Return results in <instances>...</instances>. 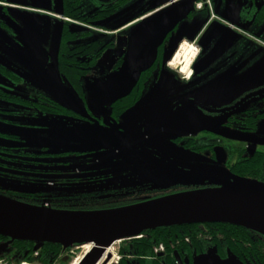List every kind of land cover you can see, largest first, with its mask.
I'll return each mask as SVG.
<instances>
[{
  "label": "flooded vegetation",
  "instance_id": "1",
  "mask_svg": "<svg viewBox=\"0 0 264 264\" xmlns=\"http://www.w3.org/2000/svg\"><path fill=\"white\" fill-rule=\"evenodd\" d=\"M42 1L31 0V4L38 6L35 8L28 5L29 0H0V130L6 134L18 132L19 127L26 126L15 116H22L24 111L29 110L43 113L46 105L45 95L24 97L10 85V81L19 83L23 80L18 69L22 66V53L26 52L25 31L11 10L29 8L38 11ZM131 1L128 0L116 11L142 2ZM111 5L109 0L102 3V6ZM141 13L127 16L114 29L100 28L95 24L98 19H91L94 22L85 23L86 28L102 35L73 38L70 49L65 46L59 48V40L56 68L68 73V68L75 66L76 71L85 72L78 80L82 87V78L100 62L106 63L113 73L119 72L131 47L129 37L121 33L141 24L148 11ZM95 36L99 37V57L92 64V49L75 47L79 44L91 47L94 44L91 39ZM185 43L195 45L192 46L196 55L187 69L180 62L173 67L177 53ZM111 49L113 54L105 60L104 56ZM75 58L80 63H76ZM65 78L70 84L73 82ZM66 116L85 126L93 125L101 133H109L116 146H120L119 140H123L125 149L132 152L131 156L156 159L166 166L163 171H160V166L152 167L150 170L156 171L157 175L165 176L148 180L153 177L152 174L126 172L140 168L141 164L126 161L128 154L125 153H122L124 160L95 163L87 159L79 166L69 157L71 154L89 157L112 150L113 145L83 148L86 151L68 148L67 151H58L62 154L52 158L55 152L48 151L46 145H41L42 149L37 151L35 146L24 144L20 135L16 139L9 137V142L23 146L18 150L29 153L25 157L35 154L38 158L34 159L47 167L45 170H56L44 179L49 184L68 185L55 187L57 193L65 188L83 195L80 197L82 202L70 203V206L81 209L114 208L218 185L199 170L230 180L245 178L259 181L255 175L251 176L248 160L254 152L264 153V0H193L185 14L167 31L157 47L155 60L138 75L130 92L110 98L102 105L95 103L83 114L71 108ZM162 137H166L167 141ZM248 137L255 138L252 146L247 142L250 140ZM135 140H140L146 150L159 152L171 161L145 152ZM168 141H172L171 145H164ZM147 235L144 234L145 237ZM127 245L129 248L123 250V246ZM171 247L174 254L164 244L159 252H156L155 245V254L142 255L136 252L129 240L119 247L122 257L117 264H175L174 257L176 264H193L195 256L207 250L199 248L185 254L177 252V245L172 244ZM71 257L68 254L59 257L54 264H69ZM111 257L107 264H110Z\"/></svg>",
  "mask_w": 264,
  "mask_h": 264
},
{
  "label": "water",
  "instance_id": "2",
  "mask_svg": "<svg viewBox=\"0 0 264 264\" xmlns=\"http://www.w3.org/2000/svg\"><path fill=\"white\" fill-rule=\"evenodd\" d=\"M158 0L142 20L141 29L129 53L111 78L107 97L130 92L138 75L153 63L157 47L167 31L179 20L193 0ZM62 12V2H60ZM140 140H135V143ZM154 153L169 160L159 152ZM171 161V160H169ZM199 172L218 185L145 199L132 204L103 209L57 208L34 204L0 194V235L37 243L93 244L80 264H95L115 242L132 239L147 230L192 224L226 223L244 227L264 236V182L236 178L230 180L205 170ZM111 254L101 264H107ZM193 264H254L216 252L195 256Z\"/></svg>",
  "mask_w": 264,
  "mask_h": 264
},
{
  "label": "rangeland",
  "instance_id": "3",
  "mask_svg": "<svg viewBox=\"0 0 264 264\" xmlns=\"http://www.w3.org/2000/svg\"><path fill=\"white\" fill-rule=\"evenodd\" d=\"M30 1L31 0L28 2L30 7H38L31 4ZM135 1L137 0H133L131 3ZM157 1L158 0H142L140 4L132 8L129 7V5H126L113 13L111 16L101 20H96L95 24L100 28L102 27L103 29H114L119 24L124 22L127 16L136 14L138 12H142L141 14H143L145 11L146 13L148 11V13L143 16V18H146L152 12V10L149 8L155 5ZM93 8V2L89 0L85 1V12L91 13ZM41 9L44 11H41ZM11 12L13 13V16L15 15L17 17L20 25L25 31L24 34L26 36V42H24V48L26 49V52L22 53V66L18 69V72L23 77V80L19 83L10 81V85L16 90V92L20 93L24 97H36L41 94L47 95L76 110L77 112H80L81 114H83L89 107H92L95 103L102 105L104 102H108L110 100V98L104 93L107 92L112 75L114 73L106 63L102 64L100 62V64L96 66L90 74L82 78L84 87L81 92L75 90L70 82L60 74V70L56 68V54L62 29L69 30L73 27V23L65 22V18L63 15L61 16L59 0H43L40 10L38 11L25 8L11 10ZM50 13L59 14L60 16L57 17ZM73 22H75V24L80 27L79 28L76 26V28H78L77 30L79 31H82L81 28H86L85 23L83 22ZM140 29L141 24L139 23L131 26L121 33V35H126L129 37V46H131V43L137 37ZM184 45L185 44H183L181 47L182 51H180V57H178V59L175 61L176 63H173V67L179 63V61V64L184 66L188 59H194L196 51L194 53L193 48L191 51L187 48L188 50L186 51L183 49ZM193 46L195 47V45ZM113 52V49L107 51V54L104 56L105 60H107L108 57L113 54ZM12 62L17 61L13 60ZM14 118L26 126L19 127L18 132L11 131V133L20 135L21 139L25 142L24 144L35 146L34 148L37 151L42 149L41 145L48 146V151L51 152H58L62 150L67 151L66 149L68 148L74 149V151H83V148L92 147L95 145L114 146L112 150H104L89 157H85L84 155H69L71 162H76V166L81 165L87 159H90L91 162L95 163L102 161L109 162L122 159L124 160L125 157L122 156V153H125L128 154L126 161L132 160L135 164H141L140 168L126 172L138 171L142 174H152L153 177L147 178L148 180H153V178H162L165 176L164 174L157 175L156 171L150 170L152 167L158 168L160 166V171H163L164 167H166L164 164L160 163L156 159H147L142 158L141 156L138 157L136 155L131 156L132 152L125 149V142L123 140H119L120 146H116L109 133H101L93 125L88 127L84 124L69 119L66 115L44 114L39 110L36 112L35 110H29L28 112L24 111L22 116H15ZM70 122H73V124H70ZM39 124L44 125V127H37ZM162 139L167 141L166 137H162ZM248 139H250L247 141L248 144L252 146L254 144L255 138L248 137ZM258 139H260V136H258ZM8 141L11 140H5L4 138L0 137V143L8 144ZM171 143L172 141H168L164 145L168 146L171 145ZM19 144L23 143L19 142ZM99 147L100 146L96 148ZM62 158L69 159L67 157ZM154 163L156 164L150 166ZM61 166L63 165L61 164ZM253 167L250 168L251 176L258 174L256 170L258 167H256V169H253ZM50 186L53 190H56L55 187L57 186L68 187L66 184L55 185L54 183H50ZM63 190H66V192H63ZM72 193H75V191H67V189L64 188L60 193H55V196L57 197L54 198L51 196L50 200L67 201L66 196ZM48 202L50 201H45V203ZM200 229H202V232L198 233V237L203 238V240L207 241V244L210 245L207 246V250L205 249L206 252L218 253L219 250L215 245L212 244L213 235L210 232L208 233V230L204 226H201ZM186 237L190 238V242H192V238L189 235H186L184 238ZM129 240L130 239H124L118 241L112 246V257L110 263L112 262V264H116L119 262L122 257V253L118 251L119 247ZM85 245L86 243L73 244L72 246H69L68 249H65L64 252L61 251L59 257H65L67 254L72 255L69 264H73L75 260L82 257L85 258V256L88 254L86 247H84ZM161 246L164 247V243L156 245V252L162 250L160 249ZM3 249L6 250L4 253H1ZM0 253V260L2 264H20L23 261H30L20 255L18 250H14V247L11 246L7 247L2 244V246H0ZM153 254H155V252ZM36 259L38 261H33L35 264H42L39 262V258Z\"/></svg>",
  "mask_w": 264,
  "mask_h": 264
},
{
  "label": "trees",
  "instance_id": "4",
  "mask_svg": "<svg viewBox=\"0 0 264 264\" xmlns=\"http://www.w3.org/2000/svg\"><path fill=\"white\" fill-rule=\"evenodd\" d=\"M85 1L87 0H62L63 9L60 14L72 20L64 21L67 23H73V27L69 30L62 29L59 39V48L65 46L67 49H70V41L73 38H82L88 35L91 37L93 34L102 35L94 30H89L88 28H81L82 31H79L77 30L78 28H76V26H79L73 21L92 23L95 19L107 18L115 13L116 10L128 0H109V3H112L111 6H102L104 0H90L95 6L92 13L84 11L83 3ZM91 40L94 43L91 47L88 46L89 44H79L76 45L75 48L78 49L85 47L87 50L92 49L94 55L92 60L93 64L99 57L97 51L100 45H98V36L92 37ZM75 62L80 63L77 58H75ZM84 73L85 72H78V70L76 71L75 66H71V68L69 67L68 73L60 71L62 76L67 77L70 80L72 79V87L79 92L82 91L83 87L79 84L78 80ZM44 97L46 102V105L42 110L44 114L69 115L71 111L70 107L47 95ZM16 136L19 135L13 133L6 134L4 131L2 132L0 130V137L5 140H8L9 137L16 139ZM22 147L9 141L8 144L0 143V194L34 204L44 205L45 201H50L48 203L49 206L52 207L81 209L80 207L78 208L69 205L70 203L82 202L80 197L83 195L78 191L66 196L67 201L50 200L51 196L54 198L57 197L55 196L57 190H53L49 182L44 178L51 175L52 172L55 173L56 170H45L47 167H43L39 164V160L34 159L38 158L35 154L31 155L30 158L25 157L26 155H29V153L18 150ZM61 154L62 153L60 152H55V156L52 158ZM248 163L250 167L255 166L253 169L258 167V169H256L258 174L255 176L259 181L264 182V153H252L249 157ZM201 226H204L208 230V233L210 232L213 235L212 244L219 250L218 253L223 250L220 253L221 256L235 257L245 263L264 264V236L244 227L226 223L159 227L155 230L145 231L144 233L148 234L146 237L132 239L130 242L133 244L136 252L142 255H153L154 246L160 243H164L172 254H174V249L171 247L172 244L177 245V252L179 253L186 254L199 248L205 250L207 249V246L210 245L207 244V241H204L203 238L198 237V233L202 232V229H200ZM186 235H189L192 238L191 244L185 242L184 237ZM8 240L9 238L0 235V246H2V244L4 245L5 241L7 242ZM10 246L14 247V250H18L20 255H27L25 257L27 260L38 261L36 258H39V262L42 264H54L59 258L61 251L64 252L65 250L63 245L50 242H44L37 248L36 242L16 240L7 245V247ZM125 248H129V246H123V250H125ZM36 251H38V256L35 258ZM173 262L176 264L175 257L173 258Z\"/></svg>",
  "mask_w": 264,
  "mask_h": 264
},
{
  "label": "bare ground",
  "instance_id": "5",
  "mask_svg": "<svg viewBox=\"0 0 264 264\" xmlns=\"http://www.w3.org/2000/svg\"><path fill=\"white\" fill-rule=\"evenodd\" d=\"M190 49V51H191V49L193 48L194 49V53H195V51H196V49L191 45V44H187V43H185V45H184V47H183V49L184 50H188V49ZM180 51H182V48L180 49ZM179 51V53H177V56H176V60L178 59V57H180V52ZM180 59V58H179ZM182 60V59H181ZM172 61V60H171ZM184 61H186V60H184ZM191 61L192 60H190V59H188L187 61H186V63H185V69H187L188 68V66L191 64ZM180 62V61H179ZM92 246H93V244H86L84 247H86V251L87 252H89L91 249H92ZM112 249V247H109L108 249H107V251L102 255V257H100V259L95 263V264H99V261H100V263H101V261L102 260H105L106 259V257H107V255L108 254H111V252H110V250ZM110 252V253H109ZM104 256H105V258H104ZM104 258V259H103ZM82 260H83V257L82 258H78L77 260H75L74 261V263L73 264H80L81 262H82ZM86 264V263H85Z\"/></svg>",
  "mask_w": 264,
  "mask_h": 264
},
{
  "label": "built area",
  "instance_id": "6",
  "mask_svg": "<svg viewBox=\"0 0 264 264\" xmlns=\"http://www.w3.org/2000/svg\"><path fill=\"white\" fill-rule=\"evenodd\" d=\"M198 5H199V3H198ZM143 236V234H141V235H138L136 238H140V237H142ZM187 241H190V238H188V237H186L185 238ZM164 247H162L161 246V248L160 249H163ZM35 255H36V257L38 256V251H36L35 252ZM0 263H1V260H0ZM2 264V263H1ZM20 264H35L33 261H24V262H22V263H20ZM37 264V263H36Z\"/></svg>",
  "mask_w": 264,
  "mask_h": 264
}]
</instances>
